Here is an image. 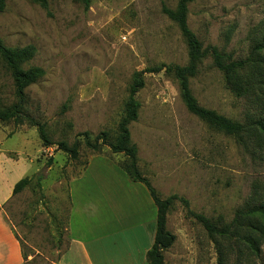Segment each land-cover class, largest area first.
I'll use <instances>...</instances> for the list:
<instances>
[{
  "label": "rangeland",
  "instance_id": "rangeland-1",
  "mask_svg": "<svg viewBox=\"0 0 264 264\" xmlns=\"http://www.w3.org/2000/svg\"><path fill=\"white\" fill-rule=\"evenodd\" d=\"M177 2L93 0L85 8L79 0H47L44 9L32 0H6L0 40L13 48L33 46L34 56L23 67L37 66L44 74L25 88L23 112L43 124L51 142L44 146L27 120L0 121V209L26 264H52L68 247V185L77 190L75 203L80 200L89 224L94 220L91 204L98 202L96 220H106L98 234H107L112 223L125 225L130 219H122L123 214L143 202L137 189L147 191L144 184L129 186L120 179H128L120 170L124 154L105 145L93 152L80 134L88 132L93 140L107 131L115 138L133 74L187 63L180 30L163 12ZM187 24L203 48L215 46L226 59H248L262 76L249 97H238L207 54L189 80L199 106L244 125L240 136H233L190 113L171 75L143 73L144 86L135 94L137 118L128 124L140 173L160 198L175 194L188 201L192 212L232 225L229 237L218 239L226 255L222 262L215 242L175 200L166 216L175 240L163 252L164 264H264V234L252 233L257 251L242 240L251 231L244 213L264 202V136L252 123L264 120V0H194L188 4ZM16 102L10 70L0 59V109ZM62 140L78 141L77 159L56 148ZM94 157L92 167L83 171ZM36 173L43 175L40 191L33 179L11 195L19 179ZM86 227L83 216L81 228Z\"/></svg>",
  "mask_w": 264,
  "mask_h": 264
},
{
  "label": "trees",
  "instance_id": "trees-1",
  "mask_svg": "<svg viewBox=\"0 0 264 264\" xmlns=\"http://www.w3.org/2000/svg\"><path fill=\"white\" fill-rule=\"evenodd\" d=\"M47 9V0H32ZM85 8L93 0H79ZM194 0H178L174 9L163 7L164 14L178 26L180 33L184 39L188 52V61L185 65L177 64H162L157 67L147 68L145 70L136 71L133 74L132 82L129 86L128 97L124 104L123 115L118 123V132L115 138L110 139L107 131H101L96 134L93 140L89 139L88 132H83L84 145L93 152H99L101 146H108L112 153H122L126 157V161L120 165V169L125 172L127 177L132 182H140L146 187L155 207V235L152 246L146 252V261L148 264H164L163 252L171 247L175 240V236L166 229L167 213L175 200H180L186 207L187 213L199 222L217 245L220 260L224 262L225 252L222 251L221 241L228 238L232 232L230 224H222L212 221L200 213H194L188 209V201L183 197H178L173 194L166 198H160L155 188L150 184L149 180L142 176L137 167V147L131 142L128 124L135 121L139 103L135 99V94L144 86L143 73L158 72L163 70L166 74L171 75L178 83L181 99L186 109L196 115L201 120L205 121L214 128L222 131L225 134L240 136L244 130V125L238 121L226 118L214 110L199 106L196 98L191 93L189 80L197 72V67L201 59L209 54L212 58V63L224 76L228 88L238 97H249L250 93L256 89L258 83L261 82L262 72L256 64L249 63L248 59L231 60L224 58V55L218 51L215 46L207 45L205 48L196 34L189 28L187 24L188 4ZM6 0H0V12L3 11ZM35 50L33 46L27 45L21 48L8 47L0 40V59L10 70V75L14 84V92L17 97V102L8 108L0 109V121L13 120L15 124H22L27 120L30 124L36 127L40 139L44 146H49L51 142L48 140L44 131L43 124L28 117L23 112V104L25 99V88L35 82L44 74L42 68L34 66L24 68L23 65L34 56ZM253 126L260 134L264 136V120L254 119ZM56 148L66 153L71 159H77L79 155V143L75 140L71 145L66 141H58ZM46 166H50V161H47ZM35 179V185L40 191V182L43 179L41 173H36L32 177H23L19 179L12 187L11 195H15L22 191L31 181ZM250 223L247 226L250 232L242 237V240L247 246L257 251L256 239L252 233L264 234V202L254 205L244 213ZM236 222V221H235ZM24 257V256H23ZM26 259V257H24ZM224 264V263H222Z\"/></svg>",
  "mask_w": 264,
  "mask_h": 264
},
{
  "label": "crops",
  "instance_id": "crops-1",
  "mask_svg": "<svg viewBox=\"0 0 264 264\" xmlns=\"http://www.w3.org/2000/svg\"><path fill=\"white\" fill-rule=\"evenodd\" d=\"M97 158V157H96ZM92 158L83 171L89 170L95 162ZM121 170V169H120ZM82 174V173H81ZM124 184H137L130 182L129 178L120 177ZM137 186V185H129ZM70 209L67 219V231L69 234L68 247L62 252L52 264H148L146 252L152 246L155 235V217L152 214L153 203L147 197V192L143 187H138V196L143 202L134 211L130 210L123 218L130 219L127 223L109 225L107 234H98L97 230L103 229L104 222L101 216L99 220L96 214H101L98 210V202L91 204V214L94 220L87 223V215L82 210V203L79 199L75 203L72 186H69ZM147 190V189H146ZM149 194V193H148ZM77 197V193H76ZM3 203H0V206ZM102 206L100 205V208ZM145 209L148 211L145 216ZM84 216L86 229L81 228V220ZM132 218L137 220L133 223ZM101 231V230H100ZM23 257L19 240L15 236L13 229L6 219L2 209H0V264H26Z\"/></svg>",
  "mask_w": 264,
  "mask_h": 264
}]
</instances>
